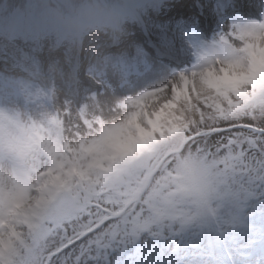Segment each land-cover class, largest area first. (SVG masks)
<instances>
[{
	"label": "clouds",
	"instance_id": "9594fccd",
	"mask_svg": "<svg viewBox=\"0 0 264 264\" xmlns=\"http://www.w3.org/2000/svg\"><path fill=\"white\" fill-rule=\"evenodd\" d=\"M150 0H3L43 32L46 61L13 34L16 87L0 94V264H48L84 198L108 184L147 229L227 233L246 191L219 157L192 140L203 117L264 123V12L227 16L211 39L187 47L176 71L132 55ZM223 125L227 121H216ZM165 166L144 162L167 138ZM119 210V209H118Z\"/></svg>",
	"mask_w": 264,
	"mask_h": 264
},
{
	"label": "snow or ice",
	"instance_id": "6c2138e0",
	"mask_svg": "<svg viewBox=\"0 0 264 264\" xmlns=\"http://www.w3.org/2000/svg\"><path fill=\"white\" fill-rule=\"evenodd\" d=\"M227 121L223 125L216 121ZM216 121L203 117L199 131L191 139L200 142L201 150L219 157L246 191L245 206L251 201L264 207V123L253 119L239 121L229 114H217ZM167 138L152 149L144 162L156 170L167 164L171 153L180 145L165 149ZM119 209V210H118ZM140 208L121 201L115 188L108 184L95 187L85 198L75 222L65 225L60 232L48 264H104L110 249L125 244L129 237L146 230L137 213Z\"/></svg>",
	"mask_w": 264,
	"mask_h": 264
},
{
	"label": "rangeland",
	"instance_id": "374dc122",
	"mask_svg": "<svg viewBox=\"0 0 264 264\" xmlns=\"http://www.w3.org/2000/svg\"><path fill=\"white\" fill-rule=\"evenodd\" d=\"M241 18H235L233 20H240ZM246 19V18H244ZM247 19H255V18H247ZM20 20V19H19ZM22 24V26L20 25ZM16 27L22 28V31H17V33L21 34V37L24 38L26 33H31V35H37L32 32L30 27H35L33 24L29 23L27 19L19 21ZM261 219L260 216H256L255 214L251 213L250 216H244V214L237 213L232 217V229L231 231L225 233L226 240L228 241L229 245L231 246L232 250L236 251L239 256L244 259L245 264H252L253 258L251 257L250 253L251 248L246 249L248 246H255L253 250H261L264 251V221H259ZM215 238L212 240V247H214ZM195 251V250H194ZM213 253L215 255L214 260H212V264H222L221 260L218 258L221 256L220 250L217 247L213 249ZM198 255H193L189 258L186 257L185 259L189 258L188 262L193 264L194 262L198 261ZM207 257V256H206ZM203 256V258H206ZM169 263V262H168Z\"/></svg>",
	"mask_w": 264,
	"mask_h": 264
}]
</instances>
